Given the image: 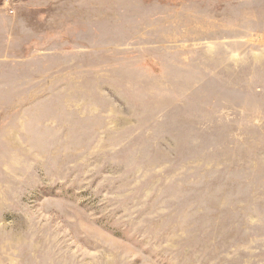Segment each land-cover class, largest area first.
I'll list each match as a JSON object with an SVG mask.
<instances>
[{"label":"rangeland","instance_id":"obj_1","mask_svg":"<svg viewBox=\"0 0 264 264\" xmlns=\"http://www.w3.org/2000/svg\"><path fill=\"white\" fill-rule=\"evenodd\" d=\"M0 264H264V0H0Z\"/></svg>","mask_w":264,"mask_h":264}]
</instances>
